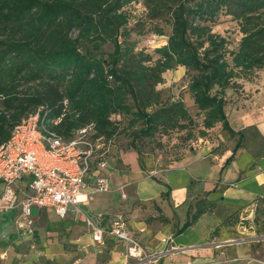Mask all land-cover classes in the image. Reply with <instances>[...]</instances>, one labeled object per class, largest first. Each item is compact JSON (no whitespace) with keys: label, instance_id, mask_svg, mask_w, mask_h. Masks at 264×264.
I'll return each instance as SVG.
<instances>
[{"label":"trees","instance_id":"16d2710c","mask_svg":"<svg viewBox=\"0 0 264 264\" xmlns=\"http://www.w3.org/2000/svg\"><path fill=\"white\" fill-rule=\"evenodd\" d=\"M135 3L149 21L169 26L167 35L153 27L166 43L152 54L136 50L130 37L127 8ZM221 12L238 24L235 50L212 30ZM178 67L190 73L194 116L181 98L163 99L156 89L163 74ZM263 69L264 0H0V145L35 112L46 125L59 120L53 130L65 139L94 123L98 136L130 138L136 154L145 140L161 150V138L172 133L184 132L182 144H205L207 133L220 126L228 142L237 137L227 165L242 134L227 121L225 91ZM220 144L211 152H223ZM258 202L264 210V199ZM213 209V203L198 201L179 232Z\"/></svg>","mask_w":264,"mask_h":264},{"label":"crops","instance_id":"0c3cea01","mask_svg":"<svg viewBox=\"0 0 264 264\" xmlns=\"http://www.w3.org/2000/svg\"><path fill=\"white\" fill-rule=\"evenodd\" d=\"M237 83H239L238 88H229L225 91L227 100L225 114L227 116L230 110L233 117V122L229 121L231 129L242 134L240 146L227 167L224 179L218 175L220 157L228 149L232 150L237 137L229 142L223 152H211L209 146H203L198 151L197 160L208 157L218 165L212 167L208 174L209 179L204 181L205 186L197 193L194 201L203 200L214 204V209L203 214L200 219L223 209L222 212L228 213L223 219L224 222L231 215H237L238 221L245 220V227L240 226V222H235L234 225L237 232L247 236V239L223 241V243L247 247L253 244V237L248 235V229H251V215L258 207L256 199H264V69L252 81L237 80ZM250 128L253 135L247 136L246 130ZM214 129L220 131V126ZM108 159L106 167L110 168ZM193 162V158L185 154L179 161L171 163L168 168L176 167L184 170ZM140 176L137 174L120 177L119 180L111 179L113 192L91 195L87 203L80 205L81 214L68 212L64 218H58L51 209H37V216L33 218L32 226V234L37 237L35 241H30L32 234H24L26 241L17 240L18 235L14 226L21 218L19 208L1 214L0 264H130L131 259L126 258L122 242L108 237L104 238L103 244L92 241L85 225V216L92 217L96 221L99 214L119 212L117 207L128 199V191L132 187L134 191H130L132 200L127 205L128 212H121L126 217L129 232L146 251L160 253L165 245L169 246V252H173L175 257L168 258L165 264H175V262L183 264L187 258L181 253L177 254V251L195 248L193 244H188L175 250L177 246L174 244L173 230L167 226L170 220L164 214L156 197L149 193L150 185L146 183V179ZM94 181L95 178L92 177L89 181L90 185ZM176 184L174 189H177L179 196L183 195V205L189 197L187 182L177 179ZM120 193H123L124 197L120 196ZM117 195L118 199L115 198ZM259 203L263 206V202ZM156 207L165 217L164 224L158 218ZM246 253L244 257L246 260L254 259L255 254Z\"/></svg>","mask_w":264,"mask_h":264},{"label":"rangeland","instance_id":"374dc122","mask_svg":"<svg viewBox=\"0 0 264 264\" xmlns=\"http://www.w3.org/2000/svg\"><path fill=\"white\" fill-rule=\"evenodd\" d=\"M127 11L131 17L128 25L130 37L132 40L137 41L136 50L144 49L147 53L152 54L155 48L166 43V37L157 36L153 32V27H162L164 33L167 35L169 33L168 25L162 22L156 24V22L149 21L146 18V12L142 4H131L127 8ZM212 30L214 33L226 38L228 49L235 50L237 48L241 33L238 24L231 16L226 15L225 12H221ZM153 37L155 43L150 45L149 42ZM111 49L112 47L110 45L104 48L105 51H110ZM189 77L190 73L183 67H178L174 71H167L163 74V83L157 85L156 89L163 92V99L168 96L181 98L188 107L191 115L194 116L196 112L191 106L187 93ZM231 116L232 114L229 110L226 116L228 123L229 121L231 123L233 122V117ZM195 120L199 122L200 118H196ZM252 133L251 128L246 130L247 136ZM183 134L184 132L172 133L170 136L162 137L161 143L163 148L161 150L156 149L153 143L145 140L139 145V154H136L131 148L130 138L117 134L113 139L114 146L110 151L108 159V164L111 167H106L103 171L104 176L109 180L110 189L106 193H111L114 190L111 179L119 180L120 177L125 178L128 175L134 176L137 174H140L141 178L146 179V183L150 185L149 193L156 197L164 214L170 220L167 226L173 230L172 236L174 244L177 246L175 250H178L182 245L187 246L188 244H193L195 248L182 250L181 252L177 251V254L181 253L187 258L183 264H264V210H261L263 206L259 202L257 203L258 207L255 208L253 215H251V229H248V235L253 237V244L247 247L238 246L239 244L228 245L223 243V241H242L247 239V236L240 235L235 228L234 220L237 218V215H231L225 222L223 221L228 214L225 211L222 212L223 209L218 213L204 216L193 227L178 233L185 222L187 214L193 213L194 205L196 206L197 204V201H194V199L197 193L204 188V181L209 179V172L212 170V167L218 165V163L212 162L208 157H202L200 160H197L198 151L203 146H209L210 149H213V147L221 143L227 148L230 144L227 141L228 136L225 133H221L219 129H213L207 133L205 144L195 141H188L182 144L180 138L183 137ZM185 154L193 158L194 162L191 165L187 166L184 170L176 167L168 168L177 157L181 158ZM230 154L231 149H228L220 157L218 175L223 179L227 167L230 164L225 165V161ZM141 165L143 170H141ZM177 179L186 180L188 186L189 197L183 205V195L179 196L177 189H174L177 185ZM131 180H133V177ZM134 187H136L135 184ZM130 191H134V188L132 187L128 191V199L117 207L119 208V212H128L127 205L132 200ZM122 194L120 193V196ZM105 195L103 194V196ZM115 198L118 199V195ZM36 216L37 209L33 207L31 208V218H36ZM22 222L23 219L20 218L14 226V229L17 231L18 241H26L23 228L18 226ZM238 222H240V226H246L245 220ZM161 223L164 224L165 222L161 220ZM30 236V241H35L37 238L33 234ZM168 249L169 246L165 245L162 248L163 251L160 253L145 250L147 255L155 254L151 260L137 262L136 259H131L130 264H165L166 260H169L168 258L175 257V254L169 252ZM245 252H247V255L250 253L255 254L254 259L246 260L244 258L246 256Z\"/></svg>","mask_w":264,"mask_h":264},{"label":"built area","instance_id":"2783aa9c","mask_svg":"<svg viewBox=\"0 0 264 264\" xmlns=\"http://www.w3.org/2000/svg\"><path fill=\"white\" fill-rule=\"evenodd\" d=\"M154 43L153 37L149 44ZM58 123L46 125L40 113L28 114L0 145V215L19 208L24 234L33 233L31 208L51 209L58 218L81 214L80 205L91 195L110 189L103 171L113 140L98 136L94 123L65 139L53 130ZM85 225L93 242L103 244L105 237L122 242L128 259L145 262L155 255L146 254L121 212L99 214L96 221L85 216Z\"/></svg>","mask_w":264,"mask_h":264}]
</instances>
